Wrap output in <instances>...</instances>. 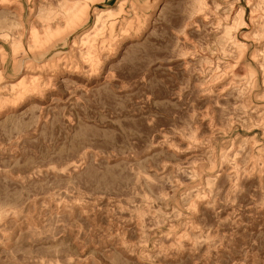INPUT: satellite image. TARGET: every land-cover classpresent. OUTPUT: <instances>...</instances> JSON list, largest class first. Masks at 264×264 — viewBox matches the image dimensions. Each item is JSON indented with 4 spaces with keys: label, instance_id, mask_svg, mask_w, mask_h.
I'll list each match as a JSON object with an SVG mask.
<instances>
[{
    "label": "rangeland",
    "instance_id": "374dc122",
    "mask_svg": "<svg viewBox=\"0 0 264 264\" xmlns=\"http://www.w3.org/2000/svg\"><path fill=\"white\" fill-rule=\"evenodd\" d=\"M28 1L0 5V264H264V0H127L98 35L93 13L121 0L75 26L71 6L44 26L60 0ZM87 30L95 47L74 55ZM58 54L70 70L27 76L41 92L3 88L25 72L14 59Z\"/></svg>",
    "mask_w": 264,
    "mask_h": 264
},
{
    "label": "bare ground",
    "instance_id": "6f19581e",
    "mask_svg": "<svg viewBox=\"0 0 264 264\" xmlns=\"http://www.w3.org/2000/svg\"><path fill=\"white\" fill-rule=\"evenodd\" d=\"M19 1V6L21 8V10L23 9V5L20 3L21 0H18ZM32 0H29L28 2H31ZM102 0H79V1H75V0H60V13L57 11V10H53L52 8H47L45 11L46 13H43V15L41 17H43L45 14H47V11H48V15H47V18L46 20L44 21V26H46L49 22L51 23L52 22V19L55 18L58 14L60 16H67L69 17L71 14L69 15H65L63 14L65 11H66V8L71 6L73 7V12L74 11H77L76 14L73 15L72 18L73 21L71 22H67V26H75L76 24H78L79 22H82V21H88L89 17H90V11H89V2H100ZM237 2H239V0H233V2L231 4H229V8L225 10V12H230L231 9L233 8V4H236ZM250 2V0H249ZM248 2V3H249ZM126 3H127V0H121L117 3L116 7H107V8H100L99 10H97L96 12L93 13L94 15V19H93V23H92V26L90 27L91 30H96V34L98 35L100 33V30L102 29H105V27H108L110 28V32L112 33L114 30H115V24H116V20L118 19V17H120L123 13L127 12L126 10ZM250 4H253L252 2H250ZM0 5L2 7H7L8 6V0H0ZM53 7V6H52ZM253 7V6H252ZM45 9V8H44ZM43 10V9H42ZM41 10V11H42ZM131 10H132V16L131 18H127L125 19V22L126 24L128 25L126 28H136V27H139V25L141 24V21H142V18H141V14L138 10H136V5L134 3L131 2ZM254 10H257L256 9V6L252 8V13H255ZM40 11V10H39ZM245 8L242 6V8L239 9V11L237 13L234 14L233 17H231L230 21L228 22H225V25H226V29H227V33L228 34H231L233 33L232 35V38L235 39L236 36H235V32L240 30L241 28H243V26H245L246 22H245V19H244V14H245ZM22 12V11H21ZM72 12V13H73ZM38 14V13H37ZM41 15V14H40ZM62 17V18H63ZM21 18V17H20ZM34 18V17H33ZM113 19V20H110V19ZM9 20V19H8ZM34 20V19H33ZM55 20H59V17L57 16L55 18ZM149 21V20H148ZM7 23V18L0 21V26H3ZM20 23V22H19ZM12 24V23H11ZM33 24V23H32ZM3 29V28H1ZM32 31H31V39H30V42L28 44V48L29 50L32 49V51H35V54L36 56H38L39 58H43L45 57V55L48 53L49 49H45L43 48V44L47 43L49 37L47 38V41H45L44 43H41L40 45L36 46V47H31L32 43H33V40L35 39L36 35L38 34V29L36 27H31L30 28ZM132 31V30H130ZM103 32V31H102ZM128 32V31H126ZM141 32V31H139ZM53 34V33H52ZM51 34V35H52ZM90 30H87L86 32L83 33L82 36H80L78 39H75L71 42V51L73 52L74 55H77V54H80V55H83L82 52H81V45L83 44H86L88 43L89 46L93 49L95 47L94 43H91L89 42V39H90ZM101 34V33H100ZM104 34V33H103ZM140 34V33H139ZM116 35V34H115ZM119 35V34H118ZM126 35V33H125ZM2 36H7L6 35H2ZM101 36V35H100ZM139 36V35H138ZM116 37V36H115ZM244 37H248L246 35H244ZM119 38V37H118ZM114 39V38H113ZM4 40V39H3ZM9 41V40H8ZM20 41L21 40H18V38H13L10 43H11V47L14 51V53H16L19 49H23V44L20 46ZM117 41V40H116ZM98 42V40H97ZM110 44V43H109ZM239 45L241 46V48H245V45L246 43L244 42H240ZM84 46V45H83ZM110 46V45H109ZM86 47V46H85ZM98 47V46H97ZM89 49L87 54L88 56H90L92 58V61H93V64H97L99 62V57L96 55L93 54L92 52V49ZM109 48V47H108ZM99 49V48H98ZM109 50V49H108ZM111 51V50H110ZM84 52V51H83ZM114 52V51H113ZM259 52V51H258ZM262 52V51H261ZM99 53V52H98ZM106 53V52H104ZM241 55H243L245 53V51H241ZM86 54V53H84ZM80 55H77V56H80ZM76 56V57H77ZM85 56V55H84ZM0 57H1V60L2 62H5L6 61V57H7V53L5 51V49H3L2 47H0ZM94 57V58H93ZM102 56H100L101 58ZM105 57V56H104ZM241 57V56H240ZM68 59H69V56L68 55H65V56H61L60 54H58L57 56H53L51 59H49L48 61H45V62H42L40 64L38 63H34L32 61L28 62L27 65L25 67H23L22 65V61L20 60H17V59H14L12 61V65H13V69L16 71V72H19L21 70H24L25 72L23 73V75L17 80V81H13V82H10V83H6V85L3 86V88H7L9 87L12 91L15 90L16 86H19L20 89L17 90V91H14L15 94H16V97L14 98L15 100L16 99H19V100H22L24 98H27L31 93H36L37 91H40L41 92V89L40 87L44 86L43 83H39L37 82V80H31V82H29V78L27 77L29 75V73L32 71V70H37V71H40L42 74H45V75H59L60 73H64V71L66 70H70L72 68V66L68 65ZM73 59V58H72ZM77 59V58H75ZM81 60V59H80ZM75 61V60H73ZM85 62V61H84ZM83 62V63H84ZM72 63V62H71ZM75 63V62H74ZM76 64V63H75ZM73 64V65H75ZM81 64V63H80ZM102 64V63H100ZM98 64V66L100 65ZM78 65V63H77ZM95 66V65H94ZM75 68V67H74ZM84 68V67H83ZM76 69H78L76 67ZM262 69V68H261ZM82 70V69H81ZM76 71V70H75ZM79 71V70H78ZM263 71V70H262ZM83 72V71H82ZM3 70L0 69V79H4V75H3ZM77 73V72H76ZM248 73L249 75H253L255 74L254 70L249 68L248 69ZM37 74H35V78L37 77L36 76ZM40 77V76H39ZM42 77V76H41ZM50 77V76H49ZM38 78V77H37ZM36 78V79H37ZM47 78V77H46ZM39 79V78H38ZM45 79V78H44ZM43 80V79H42ZM53 81V80H52ZM44 82V81H42ZM54 84V83H53ZM2 85V84H1ZM0 85V86H1ZM50 85V84H49ZM46 86V85H45ZM2 88V89H3ZM46 88V87H45ZM44 92V91H43ZM15 96V95H14ZM18 101V100H16ZM5 102V101H4ZM15 102V101H13ZM19 102V101H18ZM0 103H2V105L4 104L2 102V99L0 97ZM7 103V101H6ZM5 103V104H6ZM16 103V102H15ZM13 104V103H12ZM1 105V104H0ZM8 105V104H7ZM5 106V105H4ZM6 107V106H5ZM203 197V196H202Z\"/></svg>",
    "mask_w": 264,
    "mask_h": 264
}]
</instances>
